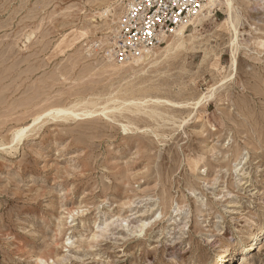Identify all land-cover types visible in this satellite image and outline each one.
<instances>
[{"label": "rangeland", "instance_id": "374dc122", "mask_svg": "<svg viewBox=\"0 0 264 264\" xmlns=\"http://www.w3.org/2000/svg\"><path fill=\"white\" fill-rule=\"evenodd\" d=\"M125 1L0 0V264H219L264 224V0L237 48L218 7L114 67Z\"/></svg>", "mask_w": 264, "mask_h": 264}, {"label": "built area", "instance_id": "2783aa9c", "mask_svg": "<svg viewBox=\"0 0 264 264\" xmlns=\"http://www.w3.org/2000/svg\"><path fill=\"white\" fill-rule=\"evenodd\" d=\"M110 56L120 64L139 58L204 10L208 0H126Z\"/></svg>", "mask_w": 264, "mask_h": 264}, {"label": "bare ground", "instance_id": "6f19581e", "mask_svg": "<svg viewBox=\"0 0 264 264\" xmlns=\"http://www.w3.org/2000/svg\"><path fill=\"white\" fill-rule=\"evenodd\" d=\"M263 1V0H260ZM242 4H244L246 7L244 9H248L250 4H252L249 0H208L204 10L201 12V14L196 17L193 21H191L188 24L182 25L178 31L172 35V36H167L164 37L161 41L162 44L167 43L169 41V37H175V39L177 38L178 40H176V42H174V45H177L178 47L181 46L186 37H185V33L186 30L188 29V27L190 26H194V27H198V26H203L206 22L208 21H214L215 15H214V11L220 7L222 10H224L227 14V19L221 23V26H218L219 28H226L230 31V33L232 34V44L237 47L241 46L242 44H240L239 42V36L241 34V29L240 27L242 26L241 23L244 19V13H243V6ZM113 9L112 6L108 7L103 13H101V16L103 18H109L111 14H113ZM245 10V11H246ZM116 16L117 18L122 17V13L120 14L119 11H116ZM124 13V11H123ZM120 17V18H121ZM119 21H116L114 24H116V28L113 29V33L115 34L113 36V42L111 41L110 45V51H112V45L114 43L115 40V36L118 32L119 29ZM105 21V20H104ZM118 24V25H117ZM171 43V42H170ZM261 45L264 44V42H259ZM161 45V44H160ZM166 45V44H165ZM167 46V45H166ZM165 46V47H166ZM172 46V44L168 45V48ZM244 46V45H243ZM167 48V49H168ZM234 48V47H233ZM160 49V47H154L151 50L147 51L145 54L141 55L139 58L133 59L132 61L128 62V63H139L140 61H144L145 59H148L150 57H154L157 54V51ZM165 50V49H164ZM168 51V50H167ZM109 62H111V65H113L115 67V65H119L116 63V61L113 59V57L109 56ZM219 64V63H218ZM115 69V68H114ZM214 93H213V98H214ZM211 97V95H210ZM89 111V110H88ZM85 112L83 113L82 116H88L92 114V112ZM66 113V112H63ZM73 115L77 118L81 115L73 112ZM21 133V132H20ZM18 134V138L22 136L21 134ZM24 135V133H23ZM17 138V139H18ZM254 227V226H253ZM264 236V224H259L256 225V228L253 230V232L251 231L250 233V237H251V241L248 244L242 245L240 247H232L231 245L228 246V254H227V258L228 260L226 262H221L219 264H226V263H230L231 261H233L235 259L236 262V258L239 255H248L249 253H251L252 251H256L259 249V245H258V239L259 241L261 240V238Z\"/></svg>", "mask_w": 264, "mask_h": 264}]
</instances>
